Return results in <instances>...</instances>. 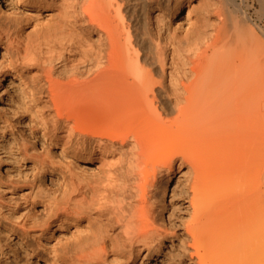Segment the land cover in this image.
<instances>
[{"label": "bare ground", "instance_id": "obj_1", "mask_svg": "<svg viewBox=\"0 0 264 264\" xmlns=\"http://www.w3.org/2000/svg\"><path fill=\"white\" fill-rule=\"evenodd\" d=\"M17 3H0L5 65L64 169L21 223L74 228L54 264L159 260L158 193L183 166L190 259L264 264V0Z\"/></svg>", "mask_w": 264, "mask_h": 264}, {"label": "rangeland", "instance_id": "obj_2", "mask_svg": "<svg viewBox=\"0 0 264 264\" xmlns=\"http://www.w3.org/2000/svg\"><path fill=\"white\" fill-rule=\"evenodd\" d=\"M0 3L7 12L23 13L17 0ZM3 51L0 44V264H54V250H62L74 228L67 225L56 228L53 236L39 235L21 220L43 214L48 196L62 187L64 169L51 162L61 155V147L43 135L31 113L29 97L21 93L20 87L26 83L8 72ZM190 172L183 166L172 175L165 197L158 193L164 228L175 236L171 243L166 239L171 245L150 264H195L190 259L192 238L187 233L193 214Z\"/></svg>", "mask_w": 264, "mask_h": 264}]
</instances>
